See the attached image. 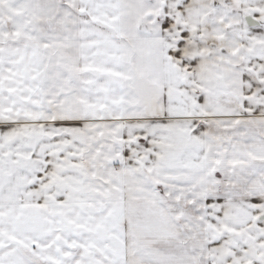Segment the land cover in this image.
Listing matches in <instances>:
<instances>
[{"label": "snow or ice", "instance_id": "1", "mask_svg": "<svg viewBox=\"0 0 264 264\" xmlns=\"http://www.w3.org/2000/svg\"><path fill=\"white\" fill-rule=\"evenodd\" d=\"M0 264H264V0H0Z\"/></svg>", "mask_w": 264, "mask_h": 264}]
</instances>
